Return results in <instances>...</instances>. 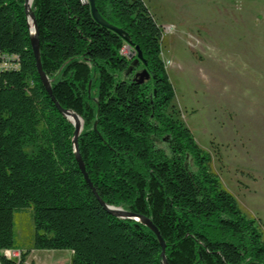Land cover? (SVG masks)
Segmentation results:
<instances>
[{
    "label": "trees",
    "instance_id": "trees-1",
    "mask_svg": "<svg viewBox=\"0 0 264 264\" xmlns=\"http://www.w3.org/2000/svg\"><path fill=\"white\" fill-rule=\"evenodd\" d=\"M24 0H0V51L19 69L0 73V264L31 250H71L69 264H162L155 235L110 215L74 157V127L39 78ZM117 32L98 24L85 0H32L40 62L59 105L82 119L85 170L108 205L148 217L168 264H264V241L222 188L188 127L167 114L173 89L160 57L162 27L143 0H95ZM127 45L140 61L121 54ZM142 69L148 78L139 82ZM124 77L118 78L117 75ZM29 211L23 240L15 215Z\"/></svg>",
    "mask_w": 264,
    "mask_h": 264
},
{
    "label": "rangeland",
    "instance_id": "rangeland-1",
    "mask_svg": "<svg viewBox=\"0 0 264 264\" xmlns=\"http://www.w3.org/2000/svg\"><path fill=\"white\" fill-rule=\"evenodd\" d=\"M143 1L162 27L160 57L174 94L167 114L190 129L264 241V0ZM14 222L20 240L32 232L29 211Z\"/></svg>",
    "mask_w": 264,
    "mask_h": 264
},
{
    "label": "water",
    "instance_id": "water-1",
    "mask_svg": "<svg viewBox=\"0 0 264 264\" xmlns=\"http://www.w3.org/2000/svg\"><path fill=\"white\" fill-rule=\"evenodd\" d=\"M86 2L89 5L90 13H91L93 19L98 24H100L101 26H104L110 30L117 32L119 35H121L123 37V40L125 42H128L129 39H128V36L126 35V33H124L121 29H118V28L110 25L108 22H106V20H104L102 18V16L99 14V12L96 9L95 0H86ZM31 3H32V0H24L23 7H24V13H25L26 18H27V24L29 26L30 45H31V50H32L33 56H34L36 69H37L39 78L42 82V85H43L44 89L46 90V92L48 93V95L50 96L51 101L54 103V105L57 108V110L59 111V113L63 117H65L69 122H71L73 127H74L73 138H72L73 152H74V157H75V160L77 162L78 168H79L80 172L82 173L85 182L90 187L91 191L93 192L94 196L99 201L101 206L110 215H112L116 218H120V219L134 220V221L141 223L145 227H147L155 235V237H156V239L160 245V248H161L160 257H161L162 264H168L167 259L165 257V253H164L165 243L163 241V238H162L158 228L153 224V222L148 217H146L142 214L133 213L130 211H126V210L122 209L121 207H116L113 205L106 204L98 196L95 188L93 187L92 182L90 181V178L88 177V174L85 170V166H84L83 160L81 158V155H80L79 149H78L77 139H78L79 133L82 129V119L73 110L65 109V108L61 107L52 94V90H51V86H50V80L48 79V77L44 73L42 66H41V62H40L38 25H37L35 15L31 9ZM134 51L136 52V56H135L134 61H140L141 60L140 51H138L137 47H134ZM144 78L145 79L148 78V73L145 69H142V70H140L134 74V79H137L139 82H142Z\"/></svg>",
    "mask_w": 264,
    "mask_h": 264
},
{
    "label": "built area",
    "instance_id": "built-area-1",
    "mask_svg": "<svg viewBox=\"0 0 264 264\" xmlns=\"http://www.w3.org/2000/svg\"><path fill=\"white\" fill-rule=\"evenodd\" d=\"M129 48L127 45H124L122 49L120 50L121 54H126L125 48ZM131 55L135 54V52H132ZM19 69V62H18V55L12 54V53H6L0 51V73L5 71H12V70H18ZM0 255H3L8 258H15L19 259L20 257V251L10 248H3L0 250Z\"/></svg>",
    "mask_w": 264,
    "mask_h": 264
},
{
    "label": "crops",
    "instance_id": "crops-1",
    "mask_svg": "<svg viewBox=\"0 0 264 264\" xmlns=\"http://www.w3.org/2000/svg\"><path fill=\"white\" fill-rule=\"evenodd\" d=\"M154 15V14H153ZM159 17H161V16H159ZM154 18H156V16L154 15ZM156 20H157V18H156ZM158 21V20H157ZM158 22H160V21H158ZM162 23V22H161ZM160 23V24H161ZM165 23V22H164ZM35 251H46L47 253H50L51 255L49 256V257H47V258H41V257H38V256H36V255H34V252ZM59 251H61V250H59ZM57 252V250H31L30 252H29V254L25 257V259H24V263L23 264H56V263H59V264H69V262H70V259H69V262L68 263H65V262H62V261H60V260H55L54 258H53V255H54V253H56ZM68 254L70 255V257H71V255H72V251L71 250H68ZM69 257V258H70Z\"/></svg>",
    "mask_w": 264,
    "mask_h": 264
},
{
    "label": "bare ground",
    "instance_id": "bare-ground-1",
    "mask_svg": "<svg viewBox=\"0 0 264 264\" xmlns=\"http://www.w3.org/2000/svg\"><path fill=\"white\" fill-rule=\"evenodd\" d=\"M85 2H86V0H85Z\"/></svg>",
    "mask_w": 264,
    "mask_h": 264
}]
</instances>
